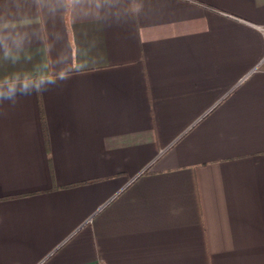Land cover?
Instances as JSON below:
<instances>
[{"label": "crops", "instance_id": "1", "mask_svg": "<svg viewBox=\"0 0 264 264\" xmlns=\"http://www.w3.org/2000/svg\"><path fill=\"white\" fill-rule=\"evenodd\" d=\"M264 0H0V264H264Z\"/></svg>", "mask_w": 264, "mask_h": 264}, {"label": "built area", "instance_id": "2", "mask_svg": "<svg viewBox=\"0 0 264 264\" xmlns=\"http://www.w3.org/2000/svg\"><path fill=\"white\" fill-rule=\"evenodd\" d=\"M260 31L262 32V34L264 35V26L260 27ZM264 62V61H263Z\"/></svg>", "mask_w": 264, "mask_h": 264}]
</instances>
